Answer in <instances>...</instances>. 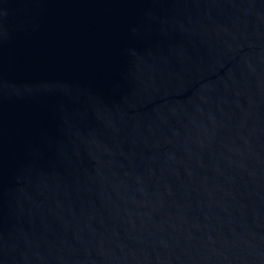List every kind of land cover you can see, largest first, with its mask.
I'll list each match as a JSON object with an SVG mask.
<instances>
[{
  "label": "water",
  "instance_id": "1",
  "mask_svg": "<svg viewBox=\"0 0 264 264\" xmlns=\"http://www.w3.org/2000/svg\"><path fill=\"white\" fill-rule=\"evenodd\" d=\"M0 264H264V0H0Z\"/></svg>",
  "mask_w": 264,
  "mask_h": 264
}]
</instances>
